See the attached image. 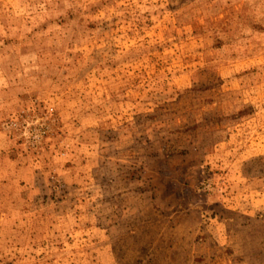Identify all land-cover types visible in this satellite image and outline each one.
Wrapping results in <instances>:
<instances>
[{
	"label": "rangeland",
	"instance_id": "374dc122",
	"mask_svg": "<svg viewBox=\"0 0 264 264\" xmlns=\"http://www.w3.org/2000/svg\"><path fill=\"white\" fill-rule=\"evenodd\" d=\"M0 264H264V0H0Z\"/></svg>",
	"mask_w": 264,
	"mask_h": 264
}]
</instances>
